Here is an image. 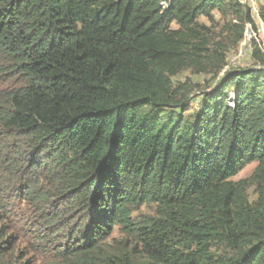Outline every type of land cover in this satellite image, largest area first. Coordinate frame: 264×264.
<instances>
[{
    "label": "trees",
    "instance_id": "obj_1",
    "mask_svg": "<svg viewBox=\"0 0 264 264\" xmlns=\"http://www.w3.org/2000/svg\"><path fill=\"white\" fill-rule=\"evenodd\" d=\"M216 11L233 16L232 47L247 25L258 34L233 0H0V80L15 82L0 91V264L12 248L6 189L18 178L56 235L84 212L66 237L71 256L94 254L120 227L150 264H264L260 41L251 55L261 67L226 75L191 117L172 83L192 66L225 67V47L212 50L200 23ZM53 200L66 208L48 213ZM142 205L155 215L136 222ZM216 242L237 256L217 259ZM105 263L137 264L130 254Z\"/></svg>",
    "mask_w": 264,
    "mask_h": 264
},
{
    "label": "rangeland",
    "instance_id": "obj_2",
    "mask_svg": "<svg viewBox=\"0 0 264 264\" xmlns=\"http://www.w3.org/2000/svg\"><path fill=\"white\" fill-rule=\"evenodd\" d=\"M233 1L240 2L250 8L258 34L254 32L250 25H247L245 38L238 46L232 47L226 32L227 23L233 19L231 14L223 15L216 11L214 13V21H209L206 18L200 20V23L207 25L211 29V49L215 50L218 48V44H222L225 47L223 50L226 55V64L219 72L211 64L207 63L203 66H192L172 79L173 86L181 88V95L187 102L186 109L189 110L184 113V117L193 116L200 108L204 93L214 89L229 73L247 68L261 67L259 65L256 66L252 58L251 42L257 38L264 50V1ZM14 85V81L3 85L0 80V91ZM177 112H180V110L178 109ZM3 131L0 126V134ZM7 136L10 137L9 135ZM3 139L7 140L5 137ZM256 166V163L249 165L234 180L248 179ZM28 190L22 178L11 182L10 187L8 186L6 189L5 201L8 218L3 223V232L5 239L10 240L12 248L2 258V264H106L105 261L108 257L120 254H130L135 258L137 264H150L149 260L141 252V246L138 241L127 235L120 227H116L112 235L100 245L99 250L90 256L79 255L74 257L67 252H63L66 237L70 235V232L74 234L78 229L84 212L77 209V211L72 213L69 217L71 227L56 235L59 227L46 228L43 218L39 215L40 209L26 195ZM247 196L250 203H255L258 198L255 186L249 187ZM53 201L45 209L48 213L57 210L62 211L66 208L63 201ZM154 213L155 207L142 205L133 209L132 219L138 222L143 217L154 216ZM1 230L2 228H0ZM213 251L216 253L217 259L218 257L230 258L237 256L235 252L219 245V242L214 244Z\"/></svg>",
    "mask_w": 264,
    "mask_h": 264
}]
</instances>
